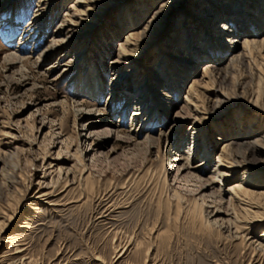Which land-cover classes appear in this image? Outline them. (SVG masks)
Wrapping results in <instances>:
<instances>
[{
  "label": "rangeland",
  "instance_id": "1",
  "mask_svg": "<svg viewBox=\"0 0 264 264\" xmlns=\"http://www.w3.org/2000/svg\"><path fill=\"white\" fill-rule=\"evenodd\" d=\"M76 1L0 0V264H264V0ZM225 144L263 156L219 180Z\"/></svg>",
  "mask_w": 264,
  "mask_h": 264
},
{
  "label": "bare ground",
  "instance_id": "2",
  "mask_svg": "<svg viewBox=\"0 0 264 264\" xmlns=\"http://www.w3.org/2000/svg\"><path fill=\"white\" fill-rule=\"evenodd\" d=\"M98 1L99 0H77L76 1L77 2V5L79 4V7L81 8V10L80 9H77L73 4L69 7V9H72L74 11V12H72V15L77 18V16H83L84 15V11L86 12V11L92 10L93 7L98 4ZM172 2H173V0H165L164 2H162V4L160 5V9L161 8L162 9L158 13V15H160V13L165 12L166 9H167V7L169 8L170 5L172 4ZM68 15H69L68 13H65L64 14V16H68ZM124 16H127V15H124ZM125 18H126V21L128 23V26H130V25L133 24V21H131L130 18H128V17H125ZM121 21H122V19H119L118 22L121 23ZM156 21L157 20L155 18H151V22L149 21L147 23V26H146L145 30H142L141 35L143 37H144L145 34H147V31H149L150 25L154 24ZM77 25H79V22H74V25H72V27L73 26L74 27L75 26L77 27ZM64 28L65 29H68L69 28V29L73 30V28H70V26L69 27L68 26H65ZM71 30H70V32H72ZM128 35H131V34L129 33ZM244 37H245V35H244ZM49 41L51 43H53V46H51V47H55L56 46L58 52H62V51L63 52L64 51H67L68 52V50L70 48V46H68V41H63V40H58V39L56 40L53 37H51ZM204 41H206L207 43H209V41L210 42H213V41L210 40V36H208V37L206 36L204 38ZM243 41L244 42L241 44V52H242L241 53L242 54L241 57L244 60L245 59H248L249 60L251 58L252 53H253L252 52L253 50L261 52L264 49V39H261V40H256L254 38H251L250 39L246 35V37H245V39ZM136 43L132 39H129V37L127 39H125V43H124L125 49L124 50H125V53H127V56L124 57V55H118V61H122V62L128 63V61H129L128 53L129 52L133 53V52H135L137 50ZM47 52H49L47 49L45 51H43V53H44L43 56L47 55ZM195 53L198 54V50L197 49H195ZM161 56L162 57H160V65H161V63L163 61L165 62V60H167L166 58H168V56H166L165 53H162ZM128 64H129V66H133V65H130L131 63H128ZM131 68H132V71L134 73H136L137 69H135L134 66L131 67ZM143 70L148 71V70H146L144 68H143ZM132 71L126 72L124 74L125 78L131 79L133 77L132 75L134 74V73H131ZM209 74H210L209 70L207 68H205V70L202 73V75H203L202 77L203 78H209V79H211L210 78L211 76H209ZM196 85H197V82L192 81V84L190 86V89L194 90V87ZM111 86H112V83H110V88H111ZM145 86H146V84H143L142 87L141 86L140 87H141V89H145ZM85 87H87V90H88V93L87 94L88 95H90L89 93L95 94V87H94V85H91V86L86 85ZM99 87L101 88V86H99ZM137 89H138V87H137ZM138 91H139V89H138ZM133 94H135V93L133 92ZM133 97H134L133 98L134 101L139 102L137 100H139L140 97H135L134 95H133ZM136 102L134 103L135 110H134V113L132 114V117L133 118H137V116L139 115L137 113L138 107H140L142 105V104L136 103ZM131 127H132V125H131ZM263 139H264V137H263ZM261 147L264 150V140H263V144H261ZM189 154L190 155L188 156V158H186L185 161H184L183 167H181V169H179V172L181 171V173H179V177L181 176V174L184 171H186V170H188L190 168L189 162L191 160L190 157L192 155L191 151L189 152ZM247 156H248V158H252L253 159L256 156H259V157L260 156H263V154H262V151H259V150L256 149V145L255 146H252V147L247 146L246 149H245V151H244V153L243 152H240L238 149L234 150V147H232V145H230V144L222 145V149L220 151V155L217 157V161H218L217 167L225 168L227 170L231 169V170H229V172H227V173L221 172V177H219L218 179L219 180H223L224 177H227V176L229 177V176H231L232 173H234V171H238V170L239 171L240 170H243L244 171V174L250 173V172H248V169H250L249 165H244L248 161ZM207 157H208V154L206 153L204 159H206ZM237 157L239 159H241L243 161V163L238 162L237 159H236ZM204 163H202V162L197 163L193 168L197 169V168L203 166ZM187 174H189V173H187ZM215 175H216V173H215ZM248 177H249V179L245 183H248V182L255 183V182H258V181L262 180L261 178H257L256 179L255 177H252V176L250 178V174H249ZM206 179L210 183L214 181L213 180V177L206 178ZM197 181L198 182L199 181H201V182L205 181L206 182V180H202V179H199V178H197ZM203 189L205 190V187H203ZM234 193L236 195V199H237L236 201L242 207H244V210H242V211H246L248 213H250V212L252 213V211L251 210H248V208H252L253 207V209H258V208L260 209V207L258 206V204L256 202L255 203L254 202H250V201H252V199L250 198V193L247 190H244L242 187H239L238 184L235 185L234 188H233V194ZM257 196H259V199L263 201V206H264V192H261L259 195L257 194ZM248 199H249V201H248ZM213 214H214L213 216H220L221 214H224V213L221 210L215 209L213 211ZM259 214H260L259 216H256L254 218L249 219L250 225H255L256 222H258V221H261V222L264 221V213H259ZM214 220H216V219H214ZM240 229H241V226H238V225L233 226L234 233L237 234V235H241L242 232H240ZM239 238H242V236L239 237Z\"/></svg>",
  "mask_w": 264,
  "mask_h": 264
}]
</instances>
